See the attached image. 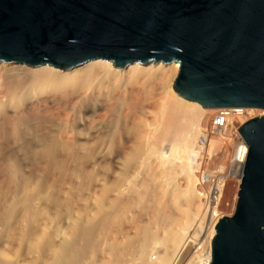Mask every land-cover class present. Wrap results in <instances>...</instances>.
<instances>
[{
  "label": "bare ground",
  "instance_id": "obj_1",
  "mask_svg": "<svg viewBox=\"0 0 264 264\" xmlns=\"http://www.w3.org/2000/svg\"><path fill=\"white\" fill-rule=\"evenodd\" d=\"M179 64L0 62V264L210 261L227 140L196 144L210 117L243 108L185 100Z\"/></svg>",
  "mask_w": 264,
  "mask_h": 264
},
{
  "label": "water",
  "instance_id": "obj_2",
  "mask_svg": "<svg viewBox=\"0 0 264 264\" xmlns=\"http://www.w3.org/2000/svg\"><path fill=\"white\" fill-rule=\"evenodd\" d=\"M98 58L177 61L185 100L264 109V0H0V62ZM237 129L248 145L238 195L202 264H264V114Z\"/></svg>",
  "mask_w": 264,
  "mask_h": 264
},
{
  "label": "built area",
  "instance_id": "obj_3",
  "mask_svg": "<svg viewBox=\"0 0 264 264\" xmlns=\"http://www.w3.org/2000/svg\"><path fill=\"white\" fill-rule=\"evenodd\" d=\"M240 108L243 110L235 114L220 112L211 117L196 146L198 148L208 145L212 137H223L227 140L226 157L211 185L205 208L206 220L208 219L214 228L222 216L232 211L248 153V145L237 128L247 119L264 114L261 107ZM245 108L249 110H244Z\"/></svg>",
  "mask_w": 264,
  "mask_h": 264
},
{
  "label": "rangeland",
  "instance_id": "obj_4",
  "mask_svg": "<svg viewBox=\"0 0 264 264\" xmlns=\"http://www.w3.org/2000/svg\"><path fill=\"white\" fill-rule=\"evenodd\" d=\"M174 82V81H173ZM172 88L174 89V87H173V83H172ZM175 90V89H174ZM175 92H176V90H175ZM210 119H211V117H210ZM201 136V135H200ZM198 142V141H197ZM197 145V144H196ZM145 167V168H144ZM147 170V167L146 166H140V167H136L135 169H134V175L135 176H137V175H139L140 176V174L142 173V172H144V171H146ZM175 171V170H174ZM176 171H178V170H176ZM161 173V172H160ZM175 174H176V172H175ZM156 175H158V176H156V180H157V178H158V180H159V174H156ZM161 175V177H162V175L163 174H160ZM174 175V174H173ZM137 182H138V180H137ZM131 182H130V178H128L127 180H125L124 181V183H123V186H122V188L123 189H126L127 188V186L130 184ZM138 187H139V185L138 184H136ZM156 200H157V197H156ZM206 216V215H205ZM204 222H205V220H204ZM154 251V250H153ZM157 255V253H153V257H155Z\"/></svg>",
  "mask_w": 264,
  "mask_h": 264
}]
</instances>
